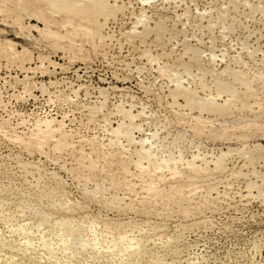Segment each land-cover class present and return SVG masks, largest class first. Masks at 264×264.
Segmentation results:
<instances>
[{
  "label": "rangeland",
  "instance_id": "374dc122",
  "mask_svg": "<svg viewBox=\"0 0 264 264\" xmlns=\"http://www.w3.org/2000/svg\"><path fill=\"white\" fill-rule=\"evenodd\" d=\"M48 3L0 0V234L16 241L10 249L0 244V264H264V155L248 160L243 153L249 146L250 154L256 153L255 143L264 145V0H104L96 13L71 17L70 23ZM191 97L196 103L214 97L220 113L199 111L201 102L195 101L193 109L187 103ZM128 108L139 115L132 123ZM43 123L67 133L65 150L50 142L38 152L24 143ZM139 136L157 144L152 146L157 166L146 159L135 163ZM219 150L233 153L224 156L222 170L213 164ZM201 158L209 159L206 165ZM83 216L100 225L134 223L129 235L142 241L140 250L107 252L110 239L98 231V243L85 246L86 252L75 242L65 250L57 247V225L70 219L75 228ZM40 220L42 232L33 228L30 235L41 258L18 252L23 236L11 228ZM41 233L59 253L41 248Z\"/></svg>",
  "mask_w": 264,
  "mask_h": 264
},
{
  "label": "bare ground",
  "instance_id": "6f19581e",
  "mask_svg": "<svg viewBox=\"0 0 264 264\" xmlns=\"http://www.w3.org/2000/svg\"><path fill=\"white\" fill-rule=\"evenodd\" d=\"M104 3V0H49V3H48V7L52 10L51 12H53L54 13V15H57V16H59L60 14H64L66 17H67V23H70V19H71V17H73V18H80L82 15L83 16H86V15H88L89 13H96L97 11H98V9L101 7L100 5L101 4H103ZM86 10V12H85V10ZM52 13V14H53ZM43 14V13H42ZM70 25V24H69ZM72 26V25H71ZM32 27V26H31ZM38 28V27H37ZM46 28V27H45ZM51 28V27H50ZM78 28H82V27H78ZM33 29V28H32ZM82 29H84L86 32H87V34H89V36L91 35V34H93V31H92V29L91 28H89V27H83ZM34 30V29H33ZM39 30V29H38ZM40 30H41V28H40ZM48 30V29H47ZM50 30V29H49ZM42 31V30H41ZM47 32V31H46ZM57 32V31H56ZM40 33V32H39ZM51 33V32H50ZM73 33V32H72ZM41 34V33H40ZM42 34H44V33H42ZM86 34V35H87ZM52 35V34H51ZM54 35V34H53ZM75 35H77V34H75ZM65 37V36H64ZM87 37H88V35H87ZM51 38V37H50ZM57 38V37H56ZM95 39H97V38H95ZM101 39H103V38H100V41H101ZM62 40V39H61ZM67 41H69V40H67ZM97 41H98V43H99V40L97 39ZM97 41H93L94 43H95V45H96V43H97ZM8 42V41H7ZM14 42V41H13ZM87 42V41H86ZM1 43V42H0ZM10 43V42H9ZM97 43V44H98ZM2 44H4V43H2ZM13 44V43H12ZM55 45H56V42L54 43ZM58 44V43H57ZM71 44V43H70ZM78 44V43H77ZM81 44V43H80ZM3 46V45H2ZM4 46H7V45H4ZM97 46V45H96ZM95 46V47H96ZM24 48V47H23ZM69 49H70V47H68ZM74 48V47H73ZM93 48H94V46H93ZM96 49V48H95ZM25 50V49H24ZM1 51V50H0ZM3 51V50H2ZM8 52V51H7ZM10 52V51H9ZM8 52V53H9ZM15 52V51H14ZM19 52V51H18ZM79 52V51H78ZM80 53V52H79ZM5 54V53H4ZM14 54V53H13ZM19 54V53H18ZM8 55V54H7ZM10 57H12V55H10ZM18 57V56H17ZM17 57H16V59H17ZM19 58V57H18ZM32 58V57H31ZM151 58V57H150ZM214 58V57H213ZM7 59V58H6ZM9 59V58H8ZM14 59H15V57H14ZM23 60V59H22ZM17 61H19V60H17ZM21 61V60H20ZM22 62V61H21ZM27 62V61H26ZM19 63V62H18ZM246 63V62H245ZM20 64H22V63H20ZM24 64V63H23ZM42 64V63H41ZM227 65V64H226ZM43 66V65H42ZM42 68V67H41ZM166 68V67H165ZM163 70V69H162ZM161 71V70H160ZM163 71H166V70H163ZM224 72V71H223ZM244 72V71H243ZM251 72V71H250ZM44 73V72H43ZM173 73V72H172ZM171 74V73H170ZM174 74V73H173ZM175 75H176V73H175ZM163 77V76H162ZM168 77V76H167ZM170 77V76H169ZM168 77V78H169ZM254 77V76H253ZM174 79V82H175V78H173ZM178 79V78H177ZM202 79V78H201ZM245 79H247V80H245ZM256 79V78H255ZM180 80V79H179ZM179 80H177V81H179ZM244 80L246 81V82H244ZM244 80H243V82L244 83H246L247 84V81H248V78H244ZM250 80V79H249ZM251 80H252V78H251ZM257 80V79H256ZM169 81V80H168ZM241 81V80H240ZM253 81V80H252ZM255 81V80H254ZM18 82V81H17ZM249 82V81H248ZM64 83H65V81H64ZM177 83V82H176ZM175 83V84H176ZM179 83V82H178ZM177 83V84H178ZM252 83V82H251ZM263 83V82H262ZM179 84H181V83H179ZM245 84V86L244 87H249V86H247ZM169 85V84H168ZM248 85H250L249 83H248ZM253 85V84H252ZM251 85V86H252ZM75 86V85H74ZM176 87H177V85H175ZM179 86V85H178ZM39 87V86H38ZM63 87V86H62ZM180 87V91L181 90H183L184 88H187V86L186 87H184L183 85H181V86H179ZM178 87V88H179ZM184 87V88H183ZM78 88H80V87H78ZM183 88V89H182ZM188 88H189V86H188ZM188 88L185 90L186 92H188L189 90H188ZM202 88V90L201 91H204V86L203 87H201ZM102 89V88H101ZM175 89V88H174ZM177 89V88H176ZM246 89H248V88H246ZM188 90V91H187ZM192 90V89H191ZM196 90V89H195ZM216 90H218V88H216ZM220 90V89H219ZM218 90V91H219ZM223 90V89H222ZM221 90V91H222ZM46 91V90H45ZM44 91V92H45ZM102 91V90H101ZM105 91V90H104ZM177 91V90H176ZM179 91V90H178ZM177 91V92H178ZM184 91V90H183ZM218 91H216V92H218ZM225 91L227 92H231V91H229V89L228 90H226L225 89ZM225 91H223V92H225ZM50 92V91H49ZM63 92V91H62ZM70 92H73V93H75V91H70ZM107 92V91H106ZM175 90H173V94L175 95ZM192 92H193V90H192ZM211 92V91H210ZM235 92V91H234ZM234 92H233V94H234ZM68 93V92H67ZM77 93V92H76ZM99 93H101L100 91H99ZM182 93V92H181ZM209 93V92H208ZM220 93V92H219ZM222 93V92H221ZM236 93V92H235ZM249 93V92H248ZM106 94V93H105ZM210 94V93H209ZM227 94V93H226ZM76 95V94H75ZM182 95V94H181ZM191 95H193V93L191 94ZM197 95V94H196ZM217 95H218V93H217ZM77 96H78V94H77ZM88 96H89V94H88ZM94 96V95H93ZM100 96H102V95H100ZM185 96H186V94H185ZM189 96V95H188ZM195 96V95H194ZM103 97V96H102ZM105 97V96H104ZM173 96H171V98H172ZM208 97H210V96H208ZM207 97V98H208ZM132 98V97H131ZM193 97H191L190 98V100L192 99ZM200 98V97H199ZM212 99L214 98V97H211ZM86 99V98H85ZM175 99V98H174ZM174 99H172V102H173V100ZM186 99V98H185ZM203 99V101L205 100L204 99V97L203 98H200V101L199 100H197V101H199L198 103H200L201 102V100ZM209 99V98H208ZM207 99V100H208ZM212 99H209L208 100V102H211V104L210 103H208V102H206V103H203V101L201 102V105H200V110L199 111H203V110H201V109H204L205 111L204 112H206V109H207V111L209 112V111H211V113L213 114V112L214 111H218L219 112V110L218 109H216L215 108V106H216V102L215 101H211ZM132 100H133V98H132ZM189 100V98H188V105H191L192 106V108H193V105H194V103H196V101L194 100V98L190 101ZM214 100V99H213ZM216 100V99H215ZM104 101V100H103ZM176 101V100H175ZM178 101V100H177ZM192 101H195L194 103H193V105L191 104L192 103ZM105 102V101H104ZM185 102V105L187 104L186 103V100L184 101ZM205 102V101H204ZM218 102V101H217ZM119 103H121V102H119ZM142 103V102H141ZM198 103H196L197 104V106H199V104ZM213 103H215L214 105H212ZM100 104V103H99ZM98 104V105H99ZM173 104H174V102H173ZM178 105L180 104V103H177ZM176 103H175V105H177ZM195 104V105H196ZM221 104V103H220ZM219 103H218V105H220ZM117 105H119V104H117ZM171 105V104H170ZM131 106V105H130ZM134 106V105H133ZM141 106V105H140ZM174 106V105H173ZM187 106V105H186ZM185 106V107H186ZM190 106V107H191ZM104 107H106V106H104ZM184 107V106H183ZM189 107V108H190ZM195 107V106H194ZM214 107V108H213ZM220 107V106H219ZM101 108V107H100ZM100 108H98V109H100ZM121 108V107H120ZM131 108V107H130ZM130 108H128V112L126 113L127 114V117H129V118H127V119H129L130 121L131 120H135V118H137V116H139L138 114H134V113H131L132 112V110L130 111L129 109ZM146 108V107H145ZM187 108H188V106H187ZM196 108V107H195ZM199 108V107H198ZM127 109V108H126ZM131 109H133V107L131 108ZM194 109V108H193ZM228 109V108H227ZM101 110V109H100ZM121 110V109H120ZM123 110H125V108L123 109ZM144 110V109H143ZM143 110H141L142 112H143ZM190 110H192V109H190ZM223 110V109H222ZM226 110V109H225ZM94 111V110H93ZM99 111V110H98ZM127 111V110H126ZM221 111V110H220ZM140 112V111H139ZM138 112V113H139ZM217 112V113H218ZM101 113H102V111H101ZM125 113V112H124ZM123 113V114H124ZM220 113V112H219ZM97 114V113H96ZM96 114H94V115H96ZM108 114V113H107ZM125 114V115H126ZM154 114V113H153ZM223 114V113H222ZM92 115V114H91ZM141 115V114H140ZM142 115H144V113H142ZM148 115V114H147ZM146 115V116H147ZM90 116V115H89ZM122 116V115H121ZM145 116V115H144ZM150 116V115H149ZM148 116V117H149ZM201 115H199V117H200ZM94 117V116H93ZM98 117V116H97ZM89 118V117H88ZM122 118V117H121ZM202 118H204V117H202ZM90 119V118H89ZM124 119H125V117H124ZM213 119V118H212ZM253 119V118H252ZM261 119V118H260ZM259 119V120H260ZM57 120V119H56ZM92 120V119H91ZM96 120V119H95ZM122 120V119H121ZM120 120V121H121ZM133 120V121H134ZM198 120V119H197ZM211 120V119H210ZM246 120H248V119H246ZM258 120V119H257ZM42 121V120H41ZM52 121V120H51ZM99 121V120H98ZM156 121V120H155ZM201 121V120H200ZM199 122V121H198ZM257 122V121H256ZM29 123V122H28ZM124 123H125V120H124ZM131 123H132V121H131ZM130 123V124H131ZM65 124V123H64ZM161 124V123H160ZM197 124V123H196ZM209 124V123H208ZM211 124V123H210ZM245 124V123H244ZM123 125V124H122ZM121 125V126H122ZM125 125V124H124ZM123 125V126H124ZM136 125L137 124H135V126H133V128L134 127H136ZM139 125V124H138ZM162 125V124H161ZM121 126H119V127H121ZM121 127V129L122 128H124V127ZM127 126H129L128 124H127ZM160 126V125H159ZM158 126V127H159ZM27 127V126H26ZM137 127H139V126H137ZM158 127H156V128H158ZM243 127V126H242ZM115 129V132H117L116 131V128H114ZM128 129V128H127ZM126 129V130H127ZM222 129V128H221ZM224 129H225V127H224ZM35 130V129H34ZM113 130V129H112ZM117 130H118V126H117ZM128 130H130V129H128ZM133 130V129H132ZM132 130H131V132H132ZM136 131H137V128L135 129ZM25 131V130H24ZM114 131V130H113ZM120 131V130H119ZM134 131V130H133ZM142 131V130H141ZM144 131V130H143ZM156 131V130H155ZM162 131H163V129H162ZM130 132V131H129ZM138 132V131H137ZM140 132V131H139ZM183 132V131H182ZM182 132H181V134H182ZM185 132V131H184ZM220 132V131H219ZM104 133V132H103ZM103 133H101V134H103ZM122 133V132H121ZM123 133H126V132H123ZM127 133H128V131H127ZM146 133V132H145ZM148 134H149V132H147ZM146 133V134H147ZM153 133H155V132H153ZM178 133H180V132H178ZM177 133V134H178ZM116 134V133H115ZM120 134V133H119ZM131 134V133H130ZM133 134V133H132ZM131 134V135H132ZM145 134V135H146ZM125 136H126V134H124ZM123 135V136H124ZM150 135H152V132H151V134ZM154 135V134H153ZM152 135V136H153ZM179 135V134H178ZM185 135H187V134H185ZM264 135V134H263ZM129 136V135H128ZM133 136V135H132ZM149 136V135H148ZM177 136V135H176ZM175 136V138L177 139L178 137H176ZM67 133L65 132V131H63V129H61L60 127H53L51 124H49V123H43V124H39L38 126H37V129L35 130V131H33L28 137H27V139L24 141V143L27 145V146H30V147H33V148H36V149H38L37 151L39 152V150H44V148L47 146L48 147V145H49V143L50 142H52L51 143V145L53 144L55 147H57V148H64V149H62V150H65V147L66 146H68V145H66V142H67ZM115 137V136H114ZM140 138L137 140V143H140L141 144V146H140V148L137 150V152H135V153H133V154H137L138 153V156H139V158H137L136 160H135V163H136V161L138 162L139 160H143V159H146L147 160V162H148V165H153L154 167L155 166H157L158 164H157V162L155 163V161H157V160H155V159H157V158H153V156H152V152L154 151H152V149L154 148H152V146H155V145H157V144H155V145H152V144H150V143H147V141L149 140V139H147V138H141V136H139ZM145 137V136H144ZM150 137V136H149ZM213 138H214V136H212ZM248 137V136H247ZM13 138V137H12ZM137 138V137H136ZM151 138H153V137H151ZM156 138V134H155V137H154V139ZM181 138L182 139H184V137L183 136H181ZM212 138V139H213ZM217 138V137H216ZM219 138V137H218ZM222 138V137H221ZM263 138V137H262ZM105 139V138H104ZM108 139V138H107ZM114 139V138H113ZM126 139V138H125ZM157 139V138H156ZM175 139V140H176ZM179 139V138H178ZM182 139H179V141H181ZM103 140V139H102ZM101 140V141H102ZM112 140V139H111ZM127 140V139H126ZM128 140H129V138H128ZM131 141H132V139H130ZM129 140V141H130ZM134 140V139H133ZM151 140V139H150ZM172 140H174V139H172ZM171 140V141H172ZM128 141V142H129ZM135 141V140H134ZM134 141H132L133 143H134ZM152 141V140H151ZM160 141V140H159ZM108 142H110V141H108ZM113 141H111V143L110 144H113L112 143ZM131 142V143H132ZM173 142H175V141H172V143ZM182 142H184V141H182ZM104 143V142H103ZM102 143V144H103ZM115 143V142H114ZM125 143V142H124ZM136 143V142H135ZM136 143V144H137ZM156 143V142H155ZM161 143V142H160ZM176 143V142H175ZM177 143H178V141H177ZM247 143V142H246ZM69 144V143H68ZM75 144V143H74ZM109 144V143H108ZM130 144V143H129ZM150 144V145H149ZM174 144V143H173ZM52 145V146H53ZM124 145V144H123ZM200 144H198L197 146H199ZM244 145V144H243ZM246 145V144H245ZM94 146V145H93ZM115 146V145H114ZM135 146V145H134ZM191 146H193V145H191ZM200 146H202V145H200ZM253 146V148L255 149V152L256 153H254V154H250V146H249V148H247L248 149V153L246 152V150L245 151H243V153L245 154V156H246V158L248 159V157L250 158V156H252L253 158H254V156H256L257 155V153H259L261 156L262 155H264L263 153V151H264V145H262L261 143H255L254 145H252ZM29 147V148H30ZM92 147V146H91ZM157 147V146H156ZM203 147V146H202ZM97 149H98V147H96ZM198 148V147H197ZM218 148V147H217ZM230 148V147H229ZM244 148V147H243ZM242 148V149H243ZM253 148L251 149V150H253ZM56 149V148H55ZM67 149V148H66ZM92 149V148H91ZM136 149V148H135ZM227 149H228V147H227ZM230 149H232V148H230ZM230 149H228V150H230ZM238 150H239V148H237ZM156 150V149H155ZM157 150H158V148H157ZM174 150V149H173ZM199 150V149H198ZM221 150V149H220ZM219 150V151H220ZM227 150V152H230V151H228ZM241 150V149H240ZM46 151V150H45ZM59 151V153H62V151L60 152V149L58 150ZM101 151H103L102 149H101ZM101 151H100V153H101ZM112 151V150H111ZM114 151V150H113ZM135 151V150H134ZM169 151V150H168ZM171 151V150H170ZM178 151V150H177ZM95 152V151H94ZM159 152V151H158ZM194 152V151H193ZM210 152V151H209ZM221 152V154H219V156L217 157V158H215L214 160L215 161H213V164H214V166H216V167H218V169L220 168L221 170L224 168L223 167V164H224V161H226V160H224V158L229 154H227V152L225 151H220ZM231 152H233V151H231ZM235 152H237V151H235ZM254 152V151H253ZM40 153H41V151H40ZM96 153V152H95ZM100 153H99V155H100ZM116 153H117V151H116ZM157 153V152H156ZM156 153H155V155H156ZM198 153H199V151H198ZM239 153V152H238ZM237 153V154H238ZM242 153V154H243ZM252 153V152H251ZM262 153V154H261ZM47 154V153H46ZM102 154H103V152H102ZM101 154V155H102ZM109 154V153H108ZM160 153H158V155H159ZM171 154H172V152H171ZM179 154H180V151H179ZM182 154V153H181ZM184 154V153H183ZM200 154V153H199ZM205 154V153H204ZM212 154V153H211ZM227 154V155H226ZM230 154H233V153H230ZM230 154H229V157H230ZM243 154V155H244ZM258 154V155H259ZM113 155V154H112ZM121 155V154H120ZM195 155H196V153H195ZM194 155V156H195ZM217 155V154H216ZM242 155V156H243ZM260 155H259V157H260ZM46 156V155H45ZM118 156V155H117ZM160 156V155H159ZM167 156V155H166ZM183 156V155H182ZM185 156V155H184ZM192 156V155H191ZM194 156L192 157L193 159H194ZM204 156V155H203ZM225 156V157H224ZM244 156V157H245ZM91 157V156H90ZM102 156H100L99 158L100 159H102L101 158ZM122 157V156H121ZM200 157V156H199ZM214 157H215V154H214ZM228 157V156H227ZM48 158V157H47ZM160 158V157H159ZM195 158H196V156H195ZM211 158V157H210ZM240 158V157H239ZM90 159H92V158H90ZM104 159V158H103ZM117 159V158H116ZM139 159V160H138ZM166 159H168V158H166ZM170 159V162H165L164 163V165L165 166H169L170 165V163H171V160H172V158H169ZM175 159V158H174ZM177 159H178V157H177ZM202 159V158H201ZM204 159V158H203ZM203 159H202V161H203ZM227 159V158H226ZM252 159V158H251ZM89 160V159H88ZM108 160L110 161L111 159H109L108 158ZM108 160H106V161H108ZM119 160H121V159H119ZM145 160V161H146ZM155 160V161H154ZM162 160L164 161V159L162 158ZM176 160V159H175ZM174 160V161H175ZM182 160V159H181ZM185 160V159H184ZM206 160H209V159H204V164L206 165ZM212 160H213V157H212V159H211V163H212ZM249 160V159H248ZM247 160V161H248ZM31 161V160H30ZM94 160H92L91 162H93ZM105 161V160H104ZM105 161V162H106ZM108 161V162H109ZM127 162H129L128 160H126ZM163 161H162V163H163ZM166 161V160H165ZM186 161V160H185ZM191 162V164H192V167L193 168H196V169H198V168H200L201 166H199V164L198 165H196V164H194L193 162H195V161H191V160H188V162L187 163H189L190 164V162ZM228 161V160H227ZM226 161V162H227ZM253 161V160H252ZM39 162V161H38ZM91 162H89V163H91ZM95 162H96V160H95ZM123 162V161H122ZM161 161H159V163H160ZM26 163H28V162H26ZM30 163V162H29ZM41 163V162H40ZM55 163V162H54ZM57 163V162H56ZM113 163H115V161L113 162ZM125 163V162H124ZM130 163V162H129ZM195 163H197V162H195ZM210 163V164H211ZM24 164V163H23ZM36 164V163H35ZM80 164H83V163H80ZM93 164V163H92ZM91 164V165H92ZM111 164V163H110ZM117 164V163H116ZM134 164V163H133ZM137 164V163H136ZM139 164H140V162H139ZM173 164V163H172ZM175 164V163H174ZM185 164V163H184ZM190 164V165H191ZM201 164V163H200ZM209 164V163H208ZM227 164V163H226ZM225 164V165H226ZM25 165V164H24ZM28 165V164H27ZM33 166H35L34 165V163L32 164ZM32 165H30V166H32ZM91 165H90V167H91ZM120 165L122 166V164L120 163ZM130 165V164H129ZM143 165V164H142ZM142 165H140V166H142ZM147 165V166H148ZM203 165V164H202ZM245 165V164H244ZM247 165V164H246ZM84 166V165H83ZM88 166V165H87ZM95 167V163L92 165V168L93 169H95L94 167ZM97 166V165H96ZM152 166V168H154ZM204 166V165H203ZM27 167H29V166H27ZM89 167V166H88ZM123 167H124V164H123ZM127 166H125L124 168H126ZM173 167V166H172ZM181 167V166H180ZM184 167V166H183ZM187 167V166H186ZM207 167H209L208 165L206 166V168ZM222 167V168H221ZM240 167V166H239ZM243 167V166H242ZM35 168H37V167H35ZM34 168V169H35ZM86 168V167H85ZM92 168H91V170H92ZM98 168V167H97ZM96 168V169H97ZM102 168V167H101ZM119 168H120V166H119ZM150 168H151V166H150ZM157 168V167H156ZM206 168H204V169H206ZM88 170H90L89 168H87ZM121 169H122V167H121ZM142 169V168H141ZM145 169V168H144ZM178 169V168H177ZM202 169V168H201ZM215 169V168H214ZM217 169V168H216ZM217 169V170H218ZM239 169V168H238ZM127 170H128V168H127ZM152 170V169H151ZM154 170H156V169H154ZM187 170V169H186ZM188 170H190L189 168H188ZM207 170H209L208 168H207ZM212 170H213V168H212ZM34 171V170H33ZM38 171V170H37ZM55 171V170H54ZM104 171V170H103ZM124 171H126V170H124ZM179 171V170H178ZM196 171V170H195ZM206 171V170H205ZM220 171V170H219ZM231 171V170H230ZM233 171V170H232ZM71 172V171H70ZM69 172V173H70ZM92 171H90V173H91ZM95 172V171H94ZM102 172V171H101ZM106 172V171H105ZM149 172V171H148ZM188 172V171H187ZM190 172V171H189ZM201 172V171H200ZM208 172V171H207ZM206 172V173H207ZM224 172V171H223ZM67 173V172H66ZM137 173V172H136ZM193 173L194 172H192V175H193ZM202 173V172H201ZM200 173V174H201ZM215 173V172H214ZM247 173H249V172H247ZM255 173V172H254ZM257 173V172H256ZM260 173V172H259ZM258 173V174H259ZM38 174H40L39 172H38ZM72 174H73V172H72ZM105 174V173H104ZM110 174V173H109ZM188 174V173H187ZM191 174V173H190ZM197 174H198V172H197ZM202 174H204V173H202ZM209 174V173H208ZM233 174V173H232ZM251 174V173H250ZM71 175V174H70ZM84 175V174H83ZM87 175H89V173L87 174ZM175 175V174H174ZM236 175V174H235ZM244 175V174H243ZM263 175V174H262ZM38 176V175H37ZM40 176V175H39ZM90 176V175H89ZM193 176H195V177H193V183H194V178H196L197 179V175H195V173H194V175ZM198 176H200L201 177V175H198ZM203 177V176H202ZM206 177V176H205ZM23 178V177H22ZM41 178V177H40ZM40 178L38 179V180H40ZM105 178V177H104ZM114 178V177H113ZM37 179V178H36ZM189 179V178H188ZM206 179V178H205ZM213 179V178H212ZM104 180V179H103ZM111 180V179H110ZM115 180V179H114ZM261 180V179H260ZM105 181V180H104ZM191 181V180H190ZM110 182V181H109ZM205 182V181H204ZM121 183V182H120ZM196 183V182H195ZM37 184V183H36ZM39 184V183H38ZM95 184V183H94ZM97 184V183H96ZM95 184V185H96ZM104 184V183H103ZM250 184V183H249ZM249 184H247V185H249ZM263 185V184H262ZM261 185V186H262ZM33 186V185H32ZM188 186V185H187ZM210 186V185H209ZM79 187V186H78ZM110 188H111V186H109ZM197 187V186H196ZM257 187V186H256ZM60 188V187H59ZM95 188H97L96 186L94 187V189ZM63 189V188H62ZM103 189H105V188H103ZM107 189V188H106ZM109 189V188H108ZM261 189V188H260ZM51 190V189H50ZM59 190V189H58ZM96 190V189H95ZM100 190H102V189H100ZM129 190V189H128ZM132 190V189H131ZM258 190V189H257ZM60 191H61V189H60ZM105 192H106V190H104ZM115 191H117V190H115ZM52 192H54V191H52ZM57 192V191H56ZM91 192V191H90ZM96 192V191H95ZM105 192H104V194H105ZM132 192V191H131ZM259 192V191H258ZM264 192V191H263ZM46 193V192H45ZM64 192H62V194H63ZM260 193V192H259ZM61 194V193H60ZM94 194V193H93ZM98 194V193H97ZM103 194V195H104ZM262 194V193H261ZM28 195V194H27ZM59 195V194H58ZM92 195V194H91ZM96 195V194H95ZM102 195V194H101ZM125 195V194H124ZM260 195V194H259ZM263 195H264V193H263ZM118 196V195H117ZM66 197V196H65ZM95 197V196H94ZM101 197V196H100ZM120 197V196H119ZM44 198V197H43ZM108 198V197H107ZM113 198V197H112ZM111 198V199H112ZM123 198V197H122ZM110 199V198H109ZM109 199H108V201H109ZM107 200V199H106ZM1 201H3V200H1ZM5 201V200H4ZM114 201H115V198H114ZM54 202V201H53ZM73 202V201H72ZM111 204H112V202H111V200L109 201ZM116 202V201H115ZM56 204H58V207H59V205L61 204H59V203H57V201L55 202ZM117 203V202H116ZM121 203V202H120ZM2 204V203H1ZM6 204V203H5ZM23 204V203H22ZM64 204H65V202H64ZM107 204H109V203H107ZM4 205V204H3ZM52 206H54V204L52 203L51 204ZM110 205V204H109ZM113 205V204H112ZM25 205H23V207H24ZM57 206V205H56ZM55 206V207H56ZM75 204H71L70 205V207H71V210H75L76 208H75ZM78 206V205H77ZM117 206H119V205H117ZM121 206V205H120ZM4 208V210H6L5 209V207L6 206H3ZM9 207V206H8ZM14 207V206H13ZM21 207V206H20ZM28 207V206H27ZM61 207H62V205H61ZM68 207V206H67ZM85 207V206H84ZM113 207V206H112ZM1 208V207H0ZM7 208V207H6ZM17 208V207H16ZM57 208V207H56ZM69 208V207H68ZM2 209V208H1ZM23 209V208H22ZM21 209V210H22ZM25 209V208H24ZM23 209V211H25ZM70 209V208H69ZM16 210V209H15ZM34 210V209H33ZM60 210H61V208H60ZM63 210H64V206H63ZM18 211H20V209L18 210ZM66 211V210H65ZM81 211V210H80ZM83 211V210H82ZM6 212V211H5ZM7 212H8V210H7ZM15 212V211H14ZM22 212V211H21ZM45 212V211H44ZM69 212V211H68ZM11 213H13V212H11ZM10 213V214H11ZM18 213V212H17ZM20 213V212H19ZM77 213V212H76ZM80 213V212H79ZM14 214V213H13ZM22 214V213H21ZM25 214V213H24ZM35 214V213H34ZM44 214V213H43ZM49 214V213H48ZM65 214V213H64ZM64 214H63V216H64ZM103 214V213H102ZM90 215V214H89ZM9 216H11V218H13L12 216L13 215H9ZM20 216V215H19ZM24 216V215H23ZM49 216V215H48ZM70 216V215H69ZM80 216V215H79ZM108 216V215H107ZM5 217V216H4ZM15 217H18V215L17 216H15V214H14V218ZM20 217H22V216H20ZM57 217V216H56ZM11 218H9V219H11ZM70 219L72 218V216L71 217H69ZM73 218H75V216L73 217ZM91 218V217H90ZM90 218H88V217H86V216H83L79 221H78V224L76 225L77 226V229H75L76 228V226H75V228H73V226H74V224H72V222L71 221H73L74 222V220H71L70 221V219H64V221H62L61 222V224L59 225H57V226H59L60 227V229H59V231L57 232V235H58V239H59V241L57 242L58 243V246L57 247H61V249H63V250H65V248H67L68 246H69V244L71 245V242H75V244L76 243H78L77 244V246H76V248L77 247H80L82 250L84 249V252H86L85 250V246H87V248H88V246L89 245H91V246H95L97 243H98V239H95L96 238V231H98V232H105L106 233V236L108 235V237H109V239H110V245H108V248L109 249H107V247H106V249L108 250L107 252H109V250H110V252H112L113 250L116 252V254H118V255H126L127 253H129L130 251L133 253V252H136V254H137V252L140 250V247H141V244H142V241L141 240H133L132 239V237H130V233H129V231L130 232H132V229L134 228V226H135V224L134 223H112V222H107V223H104L103 225H100L99 224V222L96 220V219H90ZM109 218V217H108ZM19 219V218H18ZM76 219V218H75ZM204 219V218H203ZM5 220V219H4ZM17 220V219H16ZM45 220V219H44ZM43 220V221H44ZM114 220V219H113ZM117 220V219H116ZM130 220V219H129ZM133 220V219H132ZM8 221V220H7ZM12 221V220H11ZM43 221H37V223H36V226H34V225H30V226H28L26 223H23L22 222V224H19L18 222V224H17V226L16 227H14V228H11V232H14V231H16L17 233L19 232V234H22V236H23V240L22 241H20L19 242V245L21 246V248L19 247V248H16L17 249V251L18 252H20V251H23V253H24V255H25V253H27V254H35V256L36 257H39V258H41V256L43 255V252H40V253H38V251H37V249H38V247L39 246H36V243H34V238L32 239V236L30 235L32 232H33V228H35V230H37V229H39L38 230V232L40 231V232H42L41 231V227H42V225L44 226V222ZM56 221V220H55ZM60 221V220H59ZM102 221H104V220H102ZM110 221V220H109ZM120 221V220H119ZM118 221V222H119ZM10 222V221H9ZM15 222V221H14ZM32 222H34V221H32ZM58 222V221H57ZM13 223V222H12ZM103 222H101V224H102ZM15 224H16V222H15ZM56 226V227H57ZM37 228V229H36ZM54 228V227H53ZM50 229V228H49ZM55 229V228H54ZM43 230V229H42ZM45 230H47V229H45ZM44 230V231H45ZM43 231V232H44ZM75 232H77V234L75 233ZM49 233V232H48ZM53 233H54V231H53ZM55 233H56V230H55ZM51 234V233H50ZM100 234V233H99ZM32 235H34V234H32ZM52 235V234H51ZM101 235H102V233H101ZM137 235V234H136ZM19 236V235H18ZM93 239V237H94V240H91V238ZM166 237V236H165ZM172 237V236H171ZM10 239V238H9ZM9 239H7V238H5L3 235H1L0 234V244H3V245H6V246H8L9 247V249H10V247H13L15 244H16V241H14V240H9ZM103 239V238H102ZM171 239V238H170ZM38 242L41 244V248L44 250V251H47L49 254H57V253H59L58 251L55 253L54 252V247H53V242H52V240H51V238L50 237H48V236H44L43 235V233H41L40 234V237L38 236ZM105 240V239H104ZM102 242H103V240H102ZM101 242V243H102ZM106 242V241H105ZM144 242H145V240H144ZM100 243V244H101ZM74 244V243H73ZM106 245V244H105ZM144 245V244H143ZM1 246V245H0ZM100 246V245H99ZM102 246H103V244H102ZM107 246V245H106ZM69 247H71V246H69ZM7 248V247H6ZM40 248V247H39ZM102 248V247H101ZM104 248V247H103ZM14 249V248H13ZM15 249V250H16ZM90 249V248H89ZM95 249V248H94ZM145 249V247H143V250ZM20 250V251H19ZM42 250V251H43ZM81 250V252H83ZM92 249H90V251H91ZM142 250V249H141ZM142 250V251H143ZM14 251V250H13ZM73 251V253H72V255H74V250H72ZM75 251H76V254L77 253H80V250L78 249H75ZM144 251H146V250H144ZM10 252V251H9ZM69 252V251H68ZM88 252V251H87ZM103 252V251H102ZM12 253V252H11ZM22 253V252H21ZM38 253V254H37ZM142 253V252H141ZM140 253V254H141ZM144 253V252H143ZM142 253V254H143ZM81 254V253H80ZM106 254V253H105ZM139 254V253H138ZM95 255V254H94ZM100 255H101V252H100ZM149 255V254H148ZM153 255V254H152ZM151 254H150V256L151 257H149V258H155V257H153ZM156 255V254H155ZM154 255V256H155ZM77 256V255H76ZM102 256H103V254H102ZM129 256V255H128ZM134 256V255H133ZM132 256V257H133ZM139 256V255H138ZM142 256H144V255H142ZM25 257V256H24ZM55 257L56 256H54V259H55ZM93 257V256H92ZM92 257L90 256V258L92 259ZM99 257V256H98ZM130 258H131V256H129ZM158 257V256H157ZM56 258H58V257H56ZM71 258H72V256H71ZM89 258V259H90ZM111 258V257H110ZM120 258V257H119ZM128 258V257H127ZM134 258H136V257H134ZM142 258V257H141ZM161 258V257H160ZM43 259V258H42ZM42 259H40V260H42ZM52 259V258H51ZM59 259V258H58ZM57 259V260H58ZM129 259V258H128ZM139 259V258H138ZM143 259V258H142ZM141 259V260H142ZM38 260V259H37ZM106 260V259H105ZM110 260V259H109ZM122 260V259H121ZM144 260V259H143ZM146 260V259H145ZM154 260V259H153ZM42 261H44V260H42ZM127 261V260H126ZM137 261V260H136ZM147 261H148V259L146 260V263H147ZM149 261H151V260H149ZM148 261V262H149ZM155 261V260H154ZM40 262V261H39ZM57 262V261H56ZM130 262H131V260H130ZM129 262V263H130ZM153 262V261H152ZM115 263V262H114ZM120 263H123V262H120ZM154 264H155V262H153ZM152 263V264H153ZM194 263V262H193ZM126 264V263H125ZM137 264H138V262H137ZM150 264H151V262H150ZM157 264H159L158 262H157Z\"/></svg>",
  "mask_w": 264,
  "mask_h": 264
}]
</instances>
